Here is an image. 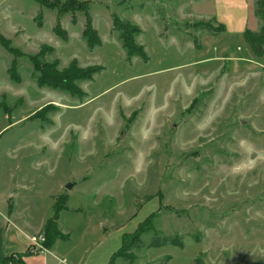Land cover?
Segmentation results:
<instances>
[{
    "label": "rangeland",
    "instance_id": "374dc122",
    "mask_svg": "<svg viewBox=\"0 0 264 264\" xmlns=\"http://www.w3.org/2000/svg\"><path fill=\"white\" fill-rule=\"evenodd\" d=\"M47 1L0 0V196L38 220L63 189L92 257L139 234L115 264H264V57L238 34L264 27L259 0L224 23L217 0ZM40 54L86 77L42 85Z\"/></svg>",
    "mask_w": 264,
    "mask_h": 264
},
{
    "label": "crops",
    "instance_id": "0c3cea01",
    "mask_svg": "<svg viewBox=\"0 0 264 264\" xmlns=\"http://www.w3.org/2000/svg\"><path fill=\"white\" fill-rule=\"evenodd\" d=\"M236 1L238 4L240 3L239 1H241V8L244 11L247 4L246 0H217L215 2V15L221 22L224 23V17L221 15L223 13L224 7L226 9L227 4H233V2ZM245 19L246 14L243 15V19L241 21L242 24L245 22ZM244 30L245 29L243 26L241 27L240 24L238 34H244ZM11 190L12 187L9 186V193ZM15 193L17 194V190L16 192L14 191L13 196L9 197V194L7 196H0V264H4L5 258L12 255H20L21 261L17 264H58L56 257L65 258L71 264H109L111 262V259L119 248H105L106 250L97 254L96 257H92L91 251H88L85 255V241L83 243H78L77 240L73 239L71 235L72 232L65 228V226L61 223L62 214L64 212H68L67 204L65 205L66 208L61 211L57 220L58 228L61 233L66 236V238L57 239L50 247V253L45 255H35L30 253L31 236L42 232L46 221L53 214H51L52 212L49 214L47 211L44 212V214H42L38 220L28 219L27 216H24L21 211H17L14 200L16 195ZM58 194H66L68 198L70 196V194L65 193L63 189L59 190L58 192L50 193L49 196L53 199V204L51 205L53 208L55 205V196ZM7 199H12L9 202V204L12 205V209L10 208V205L9 208L7 207ZM118 261L121 262V259L117 258L114 264Z\"/></svg>",
    "mask_w": 264,
    "mask_h": 264
},
{
    "label": "trees",
    "instance_id": "16d2710c",
    "mask_svg": "<svg viewBox=\"0 0 264 264\" xmlns=\"http://www.w3.org/2000/svg\"><path fill=\"white\" fill-rule=\"evenodd\" d=\"M37 1L41 5L48 4L47 0H37ZM258 4L264 7V0H259ZM70 9L71 8H69L68 10ZM115 23H116L115 24L116 28L121 31L122 37L124 39V44L126 48L129 49L130 53L136 52V50L138 51V49H136L135 47V41L133 38V34L137 31V29L133 28L128 22L120 23L116 21ZM218 30L223 31L224 26H221ZM85 34L89 38L90 44H93L94 39H92L93 37L90 36L89 31H86ZM244 38L247 44L249 45L251 51L256 56L258 57L264 56V27L262 28L260 32L247 29L244 33ZM3 44L6 46L7 43L3 41ZM41 54L38 56L36 60H34L35 70L39 72L40 74L38 78L40 81V84L54 87V88L71 90V89H74V82L76 80L86 77L83 74V72L76 69L73 65H70L66 69L60 71L56 67L55 64L44 62L43 59H41V56H42ZM67 200H68V196L66 194H62L56 199L53 215L50 218H48V220L46 221L44 225L43 232L46 235L45 244L48 248H50L57 239L66 238V236L63 235L61 231L59 230L57 220L59 218L61 211H63L66 208L65 205H66ZM10 208L12 209V205H10ZM138 235L123 236V245L119 249V251H117L114 254L109 264H114L115 260L118 257H123L124 259L129 260L130 262H133V257L131 258V256L127 254V251L129 250V248H132V247L138 248L139 246L143 245V241L140 235L139 236ZM167 244L175 245L179 247L183 246V243L180 237H173V238L172 237H164V238L154 237L148 246L158 248V247H161ZM20 261H21L20 255H12L10 257L5 258L4 264H17Z\"/></svg>",
    "mask_w": 264,
    "mask_h": 264
},
{
    "label": "built area",
    "instance_id": "2783aa9c",
    "mask_svg": "<svg viewBox=\"0 0 264 264\" xmlns=\"http://www.w3.org/2000/svg\"><path fill=\"white\" fill-rule=\"evenodd\" d=\"M46 235L45 233L39 232L35 235L31 236V247H30V253L35 255H45L47 253H50V248L46 246ZM57 258L58 264H71L67 259L65 258Z\"/></svg>",
    "mask_w": 264,
    "mask_h": 264
},
{
    "label": "water",
    "instance_id": "95a60500",
    "mask_svg": "<svg viewBox=\"0 0 264 264\" xmlns=\"http://www.w3.org/2000/svg\"><path fill=\"white\" fill-rule=\"evenodd\" d=\"M73 186H74L73 184L68 183V184L66 185V188L71 189ZM11 196H13V194H12Z\"/></svg>",
    "mask_w": 264,
    "mask_h": 264
}]
</instances>
